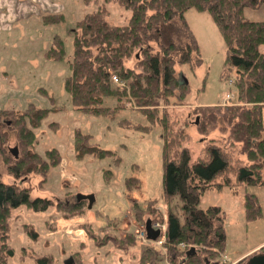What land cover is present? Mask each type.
Returning <instances> with one entry per match:
<instances>
[{"label": "rangeland", "instance_id": "rangeland-1", "mask_svg": "<svg viewBox=\"0 0 264 264\" xmlns=\"http://www.w3.org/2000/svg\"><path fill=\"white\" fill-rule=\"evenodd\" d=\"M100 7L109 23L125 24L130 16V10L117 0H0V109L22 111L29 103L47 107L48 112L40 125L33 128L32 147L42 156L47 149L55 147L60 155L58 162L49 164L46 173L31 171L17 176L1 155V180L28 187L31 197L46 196L52 200L43 210L25 203L11 207L7 242L13 254L7 255V264H37L36 258L40 255H52L56 264H64L69 256L73 264H137L141 250L147 245L162 252L164 261L170 264L162 243L164 233L158 242L143 240V219L135 214L138 205L143 208L155 199V208L160 212L150 215L153 221L165 223L166 228L168 205H176L180 213L179 196L166 200L162 192L160 125L153 123L147 131L133 127L132 123L145 124L148 119L125 97L121 99L125 100L124 107L113 116L85 112L72 104L64 87V78L70 72L68 63L73 52L76 21ZM58 13L63 15L59 21L44 22V14ZM244 15L263 19L264 3L258 9L245 8ZM185 16L196 37L201 62L194 69L188 63L181 65L180 77L186 76L190 84L184 101L161 107L164 106L176 120V126L188 121L185 124L188 135L182 144L195 159L210 140L221 145H227L228 141L227 132L218 128L200 133L193 108L201 104L224 106L237 101L232 98L234 86L225 77L226 42L214 19L207 11L195 7L187 8ZM55 35L65 43L66 53L62 59L46 54ZM105 102L115 103L111 98ZM123 118L129 119L130 124H120ZM78 128L91 133V141L113 153L103 157L85 153L77 157L73 139ZM16 137L15 129H10L5 144L15 147ZM234 156L246 159L238 150ZM79 192L94 194L91 207L87 199H83L80 210L75 209L72 214L56 207L57 203L74 204ZM251 194L257 197L259 212L256 210L248 215L244 201L246 195ZM209 205L220 206L224 215L225 244L219 257L225 263L220 264H241L251 252L261 250L264 245V184L212 185L202 193L199 201L202 208ZM146 215L144 213L143 217ZM33 230L37 232L35 236L31 234ZM93 234L121 238L131 235L134 242L119 247L110 239L100 243ZM203 264L217 263L206 260Z\"/></svg>", "mask_w": 264, "mask_h": 264}, {"label": "trees", "instance_id": "trees-1", "mask_svg": "<svg viewBox=\"0 0 264 264\" xmlns=\"http://www.w3.org/2000/svg\"><path fill=\"white\" fill-rule=\"evenodd\" d=\"M117 2L130 10L125 24L109 23L101 7L76 21L73 52L68 63L70 72L64 78V87L72 104L85 112L113 116L124 107L125 100L121 99L125 97L148 119L145 124L132 123L133 127L147 131L153 123L160 125L162 192L166 200L175 195L181 200L180 213L176 205H168L166 212L162 243L168 261L170 264H203L206 260L225 263L219 257L225 244L222 210L218 205L202 208L199 201L202 193L212 185L264 184V18L250 19L244 15L245 8L258 9L264 0ZM189 7L207 11L222 33L226 42L225 77L233 84L232 98L237 101L224 106L201 104L193 108L198 116L195 123L200 133L218 128L227 132L228 141L227 145H221L210 140L195 159L189 148L182 144L188 135L185 129L188 121L176 126V120L164 106L161 107L184 101L190 84L186 76L180 77L183 73L181 65L188 63L194 69L201 62L196 37L185 16ZM62 18L59 13L43 15L46 23ZM65 53L64 40L55 35L46 51L47 56L62 59ZM112 74L118 76L119 82L112 80ZM110 98L114 104L105 102ZM47 112V107L34 103H29L22 111L0 109V158L2 155L8 161L14 175H27L31 171L46 173L50 163L60 160L55 147L47 149L45 157L32 147L33 128L40 125ZM120 124L129 125L130 120L123 118ZM9 128L15 129V147L4 142L9 136ZM91 136L80 128L75 129L73 142L77 157L85 153L98 157L113 153L91 141ZM237 150L245 154V160L234 156ZM83 199L76 197L74 204L57 203L56 207L72 214L75 209L80 210ZM22 203L43 210L52 204V200L46 196L31 197L28 187L0 178V264H7V255L13 254V248L7 242L10 209ZM154 203L155 199L143 208L138 205L135 214L143 219L144 225L147 220L153 222L151 215L160 212ZM244 205L248 215L256 210L259 212L254 194L246 195ZM142 213L147 215L143 217ZM31 234L35 236L37 232L33 230ZM93 237L100 243L113 240L119 247L134 242L131 235L125 238L111 234ZM191 246L194 251L186 254ZM261 249L264 250V245ZM36 262L56 264L52 255H40ZM137 264L167 263L162 252L147 245L141 250Z\"/></svg>", "mask_w": 264, "mask_h": 264}, {"label": "water", "instance_id": "water-1", "mask_svg": "<svg viewBox=\"0 0 264 264\" xmlns=\"http://www.w3.org/2000/svg\"><path fill=\"white\" fill-rule=\"evenodd\" d=\"M15 152V149H14ZM77 199H87L88 200V206L91 207L92 203L94 201V194L93 193H77L76 194ZM145 230L147 237L150 239H155L159 236L160 234V229L159 228H154L152 226L151 220H147L145 223ZM194 246H191L189 253H192L194 251ZM254 250L251 252L249 255L246 256V259L241 262V264H264V251L263 250ZM64 264H73V258L72 256H69L64 260Z\"/></svg>", "mask_w": 264, "mask_h": 264}, {"label": "built area", "instance_id": "built-area-1", "mask_svg": "<svg viewBox=\"0 0 264 264\" xmlns=\"http://www.w3.org/2000/svg\"><path fill=\"white\" fill-rule=\"evenodd\" d=\"M111 78H112L113 81L119 82V78H118V76H117L116 74H112ZM227 96H228V97L231 96L229 92L227 93ZM151 223H152V226H153L154 228H159V229H160V234H159V236H158L157 238H155V239H150V238H148V237H147V234H146V230H145V225L143 224V225H142V230H141V237H142V239L145 240V241L158 242V240H159L160 236L162 235V233L165 232V231H164V229H165V223H160L159 221H153V222H151ZM164 238H165V236H163V240H164Z\"/></svg>", "mask_w": 264, "mask_h": 264}, {"label": "crops", "instance_id": "crops-1", "mask_svg": "<svg viewBox=\"0 0 264 264\" xmlns=\"http://www.w3.org/2000/svg\"><path fill=\"white\" fill-rule=\"evenodd\" d=\"M241 257V255L240 256H238V258H240Z\"/></svg>", "mask_w": 264, "mask_h": 264}, {"label": "flooded vegetation", "instance_id": "flooded-vegetation-1", "mask_svg": "<svg viewBox=\"0 0 264 264\" xmlns=\"http://www.w3.org/2000/svg\"><path fill=\"white\" fill-rule=\"evenodd\" d=\"M261 250H263V249H261ZM264 251V250H263Z\"/></svg>", "mask_w": 264, "mask_h": 264}]
</instances>
